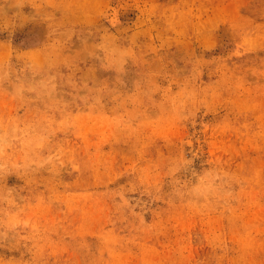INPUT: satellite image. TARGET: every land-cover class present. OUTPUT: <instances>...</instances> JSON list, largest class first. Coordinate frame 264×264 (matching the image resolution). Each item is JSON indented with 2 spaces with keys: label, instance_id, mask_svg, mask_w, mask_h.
Wrapping results in <instances>:
<instances>
[{
  "label": "rangeland",
  "instance_id": "rangeland-1",
  "mask_svg": "<svg viewBox=\"0 0 264 264\" xmlns=\"http://www.w3.org/2000/svg\"><path fill=\"white\" fill-rule=\"evenodd\" d=\"M0 264H264V0H0Z\"/></svg>",
  "mask_w": 264,
  "mask_h": 264
}]
</instances>
